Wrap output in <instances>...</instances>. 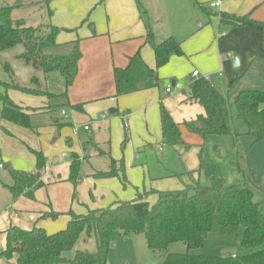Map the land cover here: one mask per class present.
Masks as SVG:
<instances>
[{
    "label": "crops",
    "instance_id": "crops-1",
    "mask_svg": "<svg viewBox=\"0 0 264 264\" xmlns=\"http://www.w3.org/2000/svg\"><path fill=\"white\" fill-rule=\"evenodd\" d=\"M210 1L213 0H20L19 4V0H0V6H13L12 19L26 26L33 23H26V17L18 13L14 18L13 12L23 5H32L38 13L37 26L50 24L60 28L56 36L58 43L79 39L81 52L78 73L67 89L66 97H57L52 101L46 96L13 88L7 91L14 103L36 111L30 117L34 130L0 120V159H8L16 166L15 160L23 158L30 164V170L35 164V157L29 149L41 151L50 158L56 155L57 159L47 164L41 173L40 180L44 186L40 188L51 190L47 198L41 195L35 198L38 187L21 189L22 193L16 194L20 197H13L5 187L13 185L11 176V181H3L0 176V186L9 194L3 208L9 212L5 229L18 226L29 230L36 226L53 235L66 228L71 220L66 213L69 210L84 214L87 208L96 209L116 201H129L111 192L113 188L118 191V183L121 182L118 178L94 179L91 175L107 171L109 157L123 159L125 165V156L119 152L117 143L119 141L121 148L127 130L132 133L142 126L145 133L149 129L155 132L160 129L161 132L160 104L166 106L169 96L165 92L166 86L163 92L158 86L119 96L113 74L114 68L125 67L129 58L137 53L147 66L156 68L153 48L146 42L148 33L153 34L156 43L168 37L181 43L184 55L172 56L166 65L158 69L160 79L177 72L180 76L187 74L188 81L181 86V92L187 89L194 70L207 78L220 93L227 95L228 100L234 101L243 90L256 89L244 87L240 82L252 72L254 64L264 61V0H218L220 6L216 9L208 7ZM203 7L210 9L211 13L207 14ZM235 57L238 58L237 66H233ZM10 72L9 77L13 74V71ZM34 74L36 76L31 75L26 86L14 82L12 77L9 80L22 87L47 90L57 95L64 92V79L60 74H45L40 69H36ZM172 80L177 81L175 78ZM185 98L179 99L180 104L184 107L194 105L187 119L203 113L199 104L185 103L182 101ZM69 104L79 105L80 109L73 110ZM166 107L169 109L168 105ZM62 110L67 116L61 115ZM56 123L66 125L58 127ZM84 126L88 129L85 130ZM97 150L105 154L100 155ZM71 153L78 155L80 167H85L94 189L93 195L89 191L88 199L83 195L81 201L76 199L75 202L72 200L73 186L66 180ZM6 167L11 165L7 163ZM34 171L33 167L30 172ZM81 178L80 183L87 182L86 186L90 188L88 178ZM151 181L148 188H144L143 192L138 190L130 200L147 189L177 190L170 180H166L170 182L165 185L154 179ZM97 187L102 199L98 202L95 201L99 195L95 192ZM29 192L33 193L30 198L27 197ZM22 198L27 199L20 203ZM104 198L108 199L105 206L102 205ZM156 199V193L145 198L150 203ZM14 205H18L19 209H13ZM51 211L57 212L58 216L49 217Z\"/></svg>",
    "mask_w": 264,
    "mask_h": 264
},
{
    "label": "trees",
    "instance_id": "trees-1",
    "mask_svg": "<svg viewBox=\"0 0 264 264\" xmlns=\"http://www.w3.org/2000/svg\"><path fill=\"white\" fill-rule=\"evenodd\" d=\"M13 6H0V51L22 45L24 51L18 56L26 64L45 74L58 72L64 79L65 90L57 95L47 90L22 87L15 83L6 84L0 93V120L34 130L30 117L36 110L23 108L8 96V89H16L32 95L47 98L66 97L67 89L72 85L78 73V61L81 57L80 40L58 43L56 36L60 28L43 24L36 27L15 22L11 12ZM207 14L210 9L203 7ZM154 51L156 68H150L139 53L129 58L123 68H114V80L117 95L158 87L160 77L158 69L166 65L172 56L184 55L181 43L168 37L156 43L153 34L146 36ZM4 69L11 71L8 64ZM185 90V103H197L203 113L194 118L176 122L168 109L160 104V123L163 141L170 146L186 145L181 134L183 126L189 133L200 138L207 135H231L230 109L228 96L220 93L207 78L190 80ZM233 103L236 115L245 125V133L254 142L264 140V91L258 89L243 90L237 94ZM79 110V105H70ZM58 127L66 125L56 123ZM238 134H235L237 136ZM127 138L122 142L125 145ZM35 157V171H16L10 169L12 186L5 185L13 197L17 188L41 187V173L46 166L43 152L29 149ZM100 155L105 154L97 150ZM67 181L73 185L72 200L76 199V187L81 181L80 159L71 153ZM110 158L107 171H97L94 179L118 178L125 186L128 183L123 159ZM236 162L244 176L241 184L226 186L216 175L213 164L199 157L197 169L187 172L190 176L198 174L189 184L177 190L148 192L156 193L154 203L145 200L144 194L136 195L129 201H116L108 206L96 209L87 208L84 214L66 212L71 220L66 228L53 235L46 234L41 227L24 230L10 226L0 231L5 244L0 250V259L16 258V264H109L107 254L111 246L112 233L117 231L122 238L134 234H144L150 251H165L174 242L182 243L187 250L203 246L210 233L237 236L241 230L239 244L251 252L205 256L191 253H166L161 264H264V183H255L244 166L243 156L236 151ZM204 175L205 181L200 180ZM57 212L51 211L49 217L56 218ZM92 241L91 247L77 249L80 241ZM86 245V244H84ZM87 246V245H86Z\"/></svg>",
    "mask_w": 264,
    "mask_h": 264
},
{
    "label": "rangeland",
    "instance_id": "rangeland-1",
    "mask_svg": "<svg viewBox=\"0 0 264 264\" xmlns=\"http://www.w3.org/2000/svg\"><path fill=\"white\" fill-rule=\"evenodd\" d=\"M21 3L20 0L18 2ZM18 13L21 16L26 17V23H33L31 26L36 27L37 11L32 5H23L18 10L14 11V18ZM30 25V24H27ZM24 51L22 45H16L10 49L0 51V79L4 83H19L20 85H29V81L34 74L36 69L31 65H27L18 56ZM8 64L13 74H10L4 69V65ZM11 73V72H10ZM59 74L58 72H56ZM32 75V76H31ZM63 78V77H62ZM176 79L181 86L185 85L188 81L187 74L180 76L177 73L173 76H168L160 81V89L164 90L167 83L171 82L172 79ZM5 79V80H3ZM240 84L244 87L258 88L264 91V61L254 64L252 72L247 73L245 79ZM4 88L0 85V93L4 92ZM168 111L176 122H181L189 117L194 109V105L184 107L180 104L179 99L186 96L185 92L175 90L168 94ZM181 97V98H180ZM54 101L56 98H48ZM230 109V124H231V135H207L205 138H200L195 134L189 133L185 127L181 126L182 138L186 145H175L170 146L163 141L160 129L156 132L149 129L147 133L143 131V127L135 129V132H127V143L123 147H119V141L117 147L119 152L125 156L126 166V178L128 183L124 186L121 182L120 187L117 190L114 188L111 190L112 193L116 194L118 198L130 200L134 198L135 193L139 190L144 191V188H148L152 184L151 179L155 182H162L164 185L173 183L176 185V189L183 188L186 184L191 182V179H197L198 174L194 173L190 176L187 172L197 169L199 164V157L207 163L213 164L216 168V175L222 179L224 185L241 184L244 181V176L239 171L236 162V151L239 150L243 156L244 166L247 172L253 178L255 183H264V140L254 142L251 136L244 134L245 125L237 118L236 109L232 100H229ZM235 134H238L235 136ZM113 148L116 147L114 139L112 140ZM161 147V150L159 149ZM60 155V154H59ZM46 165L55 162L53 159H57L56 155L53 158L46 156ZM128 157V160H127ZM11 165V169L16 171L30 172L28 162L23 158H17L15 165L8 159L1 158L0 164L3 168L0 169V176L3 181H11L10 168L6 167V164ZM85 167H81L80 174L82 177H86L90 182V188H88L87 182H81L76 187V199L81 201L83 195L89 197V191L94 194L93 183L90 181L91 177H87ZM165 180V181H164ZM170 180V181H166ZM202 182L205 181L204 175L200 176ZM73 186V185H72ZM86 186V187H85ZM85 187V189H83ZM34 187H28L32 189ZM83 189V190H82ZM38 193L35 198L39 195L41 197H49L51 190H46V187L36 189ZM35 190V191H36ZM150 190V189H149ZM148 189L146 191H149ZM174 190V189H172ZM22 190L17 188L18 193H22ZM73 191V190H72ZM6 192V193H5ZM97 194L101 193L97 187ZM95 193V194H96ZM104 194V193H103ZM144 194V193H140ZM153 192H148V196L153 195ZM8 192L0 186V231L5 229V219L8 217V210H3L6 197ZM33 196L32 192L27 194L30 198ZM19 198V194L16 196ZM147 196H145L146 198ZM5 199V200H4ZM27 199V198H26ZM26 199H21L24 202ZM74 199V202L76 201ZM96 202L100 199V194L95 198ZM108 203V199L104 198L102 205L105 206ZM13 209L18 210V205H14ZM262 210L264 211V203L262 204ZM241 237V230L237 236L230 235H219L216 233H210L202 247L194 250H187L186 247L180 242H174L167 246L165 251H150L146 245V239L144 234H134L128 237L122 238L119 232L115 231L111 236V246L107 254V262L109 264H161L163 257L166 253H191L205 256H221L225 255L223 252L227 249H235V254L243 255L251 252V250L243 248L239 242ZM4 237L0 235V250L4 247ZM86 244V245H84ZM92 244L91 240L87 243L80 239L77 249H84L85 247L90 248ZM84 247V248H83ZM264 248V244H263ZM0 264H16V258L12 257L7 260L5 258L0 259Z\"/></svg>",
    "mask_w": 264,
    "mask_h": 264
},
{
    "label": "built area",
    "instance_id": "built-area-1",
    "mask_svg": "<svg viewBox=\"0 0 264 264\" xmlns=\"http://www.w3.org/2000/svg\"><path fill=\"white\" fill-rule=\"evenodd\" d=\"M207 5L211 9H216V8H218L220 6V2L218 0H213V1H210ZM198 77H204V76H200L199 72L197 70H194L191 73V79H195V78H198ZM181 88L182 87H181V85H180V83L178 81H174V82L171 81V82L167 83V85L165 87V92L167 94H170V93H172L175 90H180ZM61 115L62 116H67V113L64 110H62L61 111ZM84 129L87 130L88 126H84ZM0 168H3L2 164H0Z\"/></svg>",
    "mask_w": 264,
    "mask_h": 264
},
{
    "label": "water",
    "instance_id": "water-1",
    "mask_svg": "<svg viewBox=\"0 0 264 264\" xmlns=\"http://www.w3.org/2000/svg\"><path fill=\"white\" fill-rule=\"evenodd\" d=\"M237 65H238V58L235 57L233 60V66H237ZM172 82H174V80H172ZM111 112H114V110H111ZM234 252H235V249H227L223 253L224 254H233Z\"/></svg>",
    "mask_w": 264,
    "mask_h": 264
}]
</instances>
